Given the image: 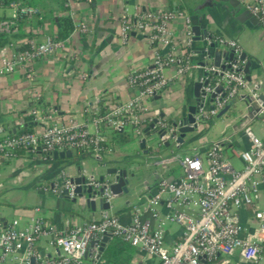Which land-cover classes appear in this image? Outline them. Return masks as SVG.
<instances>
[{
	"label": "built area",
	"instance_id": "2783aa9c",
	"mask_svg": "<svg viewBox=\"0 0 264 264\" xmlns=\"http://www.w3.org/2000/svg\"><path fill=\"white\" fill-rule=\"evenodd\" d=\"M239 1L264 28V0ZM1 2H6L12 13L0 18V32H16L21 15L29 19L39 14L37 8L22 4L21 0ZM70 2L63 0V6H70ZM179 19L183 21L182 40L176 48L174 42L178 33L173 23ZM118 24L119 36L123 40L136 33L156 48L151 63L128 76L129 84L135 89L134 95L124 102L113 100L104 104V112L97 108L92 130L82 125L63 123L57 120L53 110L46 108L43 111L36 105V62L61 51L66 54L68 67L73 72L70 63L78 58L70 47L73 33L66 39L47 35L38 41L28 37L23 42L0 49V75L22 71L30 83L33 103L19 124L25 122L26 116L38 124V129L32 132L6 133L0 137V160L16 157V147L24 148L28 156L42 161L53 157L56 150L76 149L80 154L91 152L100 156L111 154L115 148L108 143L103 126L111 131L130 130L137 141L145 138L149 143L150 135H146V129L154 123V130H166L159 140V145H163L165 140L172 141L177 137L178 126L171 121L179 123L181 117L171 116V111L165 112L160 107H152L147 99L152 100L156 95L166 96L177 79L200 70L199 81L203 83L201 104L194 116L201 123L212 119L230 98L240 95L247 86L245 60L241 59L243 50L237 39L215 35L216 40L236 55L225 70L212 63L202 66L193 59L192 18L183 8L133 11L124 5ZM76 31L88 36L93 32L87 22L76 26L73 32ZM169 68L174 70L171 75L166 73ZM203 71L215 73V76L209 78ZM213 93L216 95L212 98ZM253 95L258 93L253 92ZM246 133L250 146L231 149L242 160L241 168L231 163L221 146L205 152L174 154L165 160L178 163L181 174L171 181L160 179L153 193L134 205L129 223H123L117 215L104 210L97 220L74 223L66 230H59L45 218L39 206L9 218L0 212V264H98L96 259L87 260L86 257L91 241L100 239L107 231L145 250L159 264L260 262L264 241V137L257 136L250 128H246ZM72 177L62 169L50 181L39 182L38 185L43 192L55 195L66 190L72 201L77 197ZM88 183L95 188L104 187L103 197L110 204L113 197L108 179L93 178ZM161 205L166 207L164 214L159 211ZM241 207H252L256 233H245L246 227L238 213ZM172 224L179 225L182 232L180 238L169 246L165 233ZM201 256L205 259L202 260Z\"/></svg>",
	"mask_w": 264,
	"mask_h": 264
},
{
	"label": "crops",
	"instance_id": "0c3cea01",
	"mask_svg": "<svg viewBox=\"0 0 264 264\" xmlns=\"http://www.w3.org/2000/svg\"><path fill=\"white\" fill-rule=\"evenodd\" d=\"M209 2V7L197 8L192 7L188 0H71L70 6L64 7L63 0H30L29 5L37 8L39 14L26 21L20 31L25 33V36L17 39L16 43L23 42L28 37L42 41L47 35H56L59 15L71 16L76 26L81 22H87L93 30L89 36L78 31L71 35L70 47L78 56L77 61L70 63L73 72L68 67L66 54L61 51L35 64L37 75L35 95H39L47 108L56 113L57 120L63 123L82 125L92 130L95 110L100 109L99 102L103 100V104H106L112 98L121 102L130 99L135 89L129 84L128 76L151 63L156 45L150 44L143 36L136 33H132L126 40L119 36L118 18L124 5H128L133 11L167 7L183 8L190 15L199 16L201 24L205 21L214 35L237 39L243 52H246L248 58H252L258 67L252 69L251 80H247V86L241 93L242 99L218 121L203 124L201 128L206 131V135L198 141L184 145L180 150L177 146H162L152 156L139 147V141L133 139L101 159L83 160L82 171L88 178L92 176L100 178L106 174L107 168L128 169L129 192L113 198L109 208H104L99 199L94 209L86 203L85 197H79L76 202H72L63 194L55 195L40 189L38 183L50 181L63 165L72 176L77 175L76 165L71 164L73 158L42 161L26 154L20 158L1 159L0 202L5 204H0V212L4 217L24 214L39 206L45 218L55 224L59 230H66L74 223L97 220L104 210L117 215L123 223H129L134 205L142 202L146 196H150L160 179L171 176L174 179L181 174L182 170L178 163L165 162L174 151H178V154L205 152L207 150L203 149L207 144L223 142L221 146L224 148L223 154L236 168L242 167V160L234 155L231 149L250 146L251 141L246 128H250L257 136L264 137V108L257 113L244 102L245 97L254 96L253 92L258 94L264 92V28L259 23L252 24L248 15L241 17L247 10L242 5L240 8H230L220 0H209ZM64 9L65 11H62ZM11 13L10 8L0 5V17L9 16ZM182 23V19L173 23L178 33L174 42L176 48L181 45ZM200 44V41H195L194 50ZM193 59L200 61L202 56L194 54ZM208 61L211 62L210 59ZM173 72V68L166 70L168 75ZM200 75L201 71L196 70L189 76L179 78L171 85L166 96H155L152 100L146 101L152 107H160L165 112L171 111V116L181 117L186 111L187 104L195 100L194 82L199 80ZM32 103L30 83L22 71L0 75V137L16 130V125L23 120ZM34 129H38V124H35ZM102 131L109 137L108 134L111 132L109 128ZM126 132L132 135L130 130ZM194 136L195 133H188L187 140ZM131 173L134 175L130 176ZM12 180L11 188L4 191L6 184ZM19 184L26 190L25 198H30L31 203L17 205L6 197L9 193H14ZM159 211L164 214L166 207L161 205ZM238 213L242 224L246 227L245 233L247 235L256 233L257 224L252 207H241ZM148 217L151 218L150 215ZM151 219L155 223V220ZM181 232L179 225H169L165 233L167 245L176 242ZM113 238L114 236L110 242ZM135 249L131 264H159L158 260L149 256L145 250L137 247ZM46 251L50 250L46 249ZM99 252H101L100 247L94 249L93 254L89 251L86 259H96L98 264H111L104 260ZM242 264L249 263L243 261ZM256 264H264V241L263 259Z\"/></svg>",
	"mask_w": 264,
	"mask_h": 264
},
{
	"label": "water",
	"instance_id": "95a60500",
	"mask_svg": "<svg viewBox=\"0 0 264 264\" xmlns=\"http://www.w3.org/2000/svg\"><path fill=\"white\" fill-rule=\"evenodd\" d=\"M220 1L230 8L241 7V3L239 0ZM245 15H248V19H250L252 24L257 25L259 23L258 20L248 10H246V12H244L241 17H244ZM198 17L199 16L197 15H191L194 40L201 42L200 46L196 48V50H194L195 54L202 56V60L198 61L199 64L204 66L208 63H212L214 66L219 67L223 70L227 69L230 65V62L236 59L234 51L216 40L215 35L209 30L205 21L204 24H201ZM208 59H210L211 62L208 61ZM241 59L245 60L244 72L246 74L247 80L250 81L252 69L258 66L253 62L252 58H248L246 52H242ZM202 85L203 83L199 80L194 82V102L191 104H187L186 111L184 112L183 116H181L179 123L171 121L173 125L178 126L177 137L172 141L165 140L163 145L158 144L157 147H153L151 145L148 146L146 139L143 138L139 141V147L143 149L145 153H151V155L153 156L154 152L160 150L162 146H177V148L180 150L184 145L196 142L204 137V135H206V131L201 128L203 122L199 123L194 116L198 111L199 105L201 104L200 100L202 96ZM215 95L216 94L213 93L211 97L213 98ZM156 96L158 97L159 95ZM241 99V94L230 98L226 102L225 106L221 110H219L218 113L213 117V121H218L221 117L225 116L229 109ZM244 102L251 106L255 112L259 113L264 108V92L258 94L257 96H247L245 97ZM30 123L32 124L33 122ZM151 129L154 130V123L150 124V126L146 129L147 136L151 135ZM154 132L158 134L159 140H161L165 135L166 130L160 129L154 130ZM188 133H195V136L187 140ZM223 144V142H212L207 144L203 150H208L216 146H223ZM178 153V151H174V153L172 152L171 155ZM102 157L103 156L100 155H94L91 152L80 154L76 149H67L62 151L56 150L53 152V158L55 160H58L59 158L74 159L71 164L76 165L77 175L72 177V181L76 185L75 191L77 193V197L73 199L72 202H76L78 197H85L86 203L89 206L94 207L95 209L96 201L97 199H99V202H101L104 208H109L110 204L106 202L103 197L104 187L95 188L93 185L89 184V179H93L94 177H86L82 171L81 166V162L85 159H101ZM65 167V165L61 166L58 171L65 169ZM133 175L134 173H131L130 176ZM107 176H109V178ZM99 179H108L110 181V193L113 198L121 197L129 192L130 177L127 168H107L106 174L100 176ZM171 180H173V176L167 178V181ZM63 196H67L66 190L64 191ZM112 236V232L107 231L100 239L92 240L89 246V251H91L93 254L94 249L96 250L98 247H100V251H102L103 248L110 242ZM201 259L204 260L205 256H201Z\"/></svg>",
	"mask_w": 264,
	"mask_h": 264
},
{
	"label": "trees",
	"instance_id": "16d2710c",
	"mask_svg": "<svg viewBox=\"0 0 264 264\" xmlns=\"http://www.w3.org/2000/svg\"><path fill=\"white\" fill-rule=\"evenodd\" d=\"M21 3L29 4L30 0H21ZM0 5L6 6V2H1L0 0ZM65 9L62 11H65ZM28 20L29 19L27 18V16L21 15L18 19V25H19L18 31L12 33L0 32V49L4 46H13L16 43L15 41L17 39L25 36V33H22L20 31L21 29H23L26 21ZM56 25H57V32L55 36L59 39L68 38L76 28L73 18L69 15H59L57 17ZM30 35H32L31 32ZM202 73L207 74L209 78L211 77L213 78L215 76V73L212 72L203 71ZM37 98L38 99L36 101V105L39 106L44 111L47 108V105L44 103V101L39 95H37ZM113 100L114 98H112L110 102H113ZM103 102H104L103 100L99 102L101 112H104L106 109L105 108L106 106H104ZM208 121L213 122V118ZM30 122H33L32 117L26 116L25 122L23 124H17L16 125L17 128L15 127L16 130L9 132V134L18 135L24 132L34 131L35 123L33 122L31 124ZM106 128H107L106 126L102 127L103 130ZM108 136L109 137H107L108 138L107 141L115 148V150L132 141L129 133L126 132L125 130H113L108 134ZM14 152L16 153V157L14 158H20L26 155V150L22 147H16L14 149ZM50 160H54V158L50 157L47 161ZM58 172L59 171H56L55 174ZM0 204H5V203L0 202ZM135 250H136L135 246L123 240L121 237L114 236L113 240L110 243H108L101 251V257L111 264H131V261L135 254Z\"/></svg>",
	"mask_w": 264,
	"mask_h": 264
},
{
	"label": "rangeland",
	"instance_id": "374dc122",
	"mask_svg": "<svg viewBox=\"0 0 264 264\" xmlns=\"http://www.w3.org/2000/svg\"><path fill=\"white\" fill-rule=\"evenodd\" d=\"M188 2L190 3V5L192 7H197V8H204V7H209L210 6V2L209 0H188ZM193 9V8H192ZM207 123H209V121H204L203 124L206 125ZM127 131V130H125ZM131 139L133 140H137L135 139V137L133 135H130ZM149 144L153 147H157L159 144V136L156 132L152 133L149 137ZM178 174V172H177ZM180 175V174H179ZM178 175V176H179ZM13 185V180L8 182V184H6V187L4 188V191L6 189L11 188V186ZM17 189H15L13 192L14 193H9V195H7L6 197L8 199H10L11 201L13 200V202L17 205H23L24 203L28 204L31 203L30 198L26 199L25 198V194L27 193L25 189L22 188V186L19 184ZM2 205V204H1Z\"/></svg>",
	"mask_w": 264,
	"mask_h": 264
}]
</instances>
